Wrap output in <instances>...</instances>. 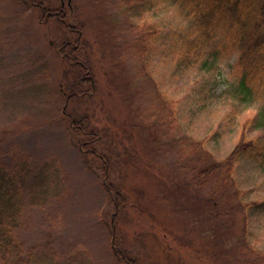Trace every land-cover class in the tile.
Returning <instances> with one entry per match:
<instances>
[{
    "label": "rangeland",
    "instance_id": "374dc122",
    "mask_svg": "<svg viewBox=\"0 0 264 264\" xmlns=\"http://www.w3.org/2000/svg\"><path fill=\"white\" fill-rule=\"evenodd\" d=\"M145 17L168 44L198 19L167 0ZM0 32V158L48 178L25 205L26 249L51 237L59 264H264L249 252L264 257V162L241 159L215 199L191 182L195 140L206 139L198 155L211 162L233 151L249 118V133L264 137V82L254 76L242 89V48L231 38L216 33L215 54L183 64L162 39L144 62L120 0H0ZM85 75L94 89L70 96ZM160 93L175 101L170 133L159 125ZM86 127L100 135L94 145ZM255 200L247 214L238 208Z\"/></svg>",
    "mask_w": 264,
    "mask_h": 264
},
{
    "label": "trees",
    "instance_id": "16d2710c",
    "mask_svg": "<svg viewBox=\"0 0 264 264\" xmlns=\"http://www.w3.org/2000/svg\"><path fill=\"white\" fill-rule=\"evenodd\" d=\"M157 1L120 0L124 14L136 30L135 42L132 44L133 51L141 56L142 61H150L152 55L158 52V48L154 45L155 42H160L162 39L159 46H164L166 52L177 53L180 64L186 63L188 60L192 62L201 60L206 52L210 55L217 52L216 47L209 46L217 33L220 37L228 36L242 48L240 65L245 73L241 82L242 89L247 92L251 91L248 80L254 76H260L264 82V0H167L189 10L198 18L196 28L191 33L188 35L179 33L177 40L171 43L169 41V44L166 36L161 32L160 26L149 22L145 17L146 13L154 8ZM134 18H140V20H134ZM2 43L0 32V45ZM208 46L210 47L209 51H207ZM2 53L0 47V59ZM88 79L86 85L82 84L86 79H79L72 87L70 96L92 91L95 83H92L91 76H88ZM163 95V93L157 95L163 103L159 125L165 133H170L178 127L177 110L175 101ZM261 118L256 124L260 127L264 126V115ZM252 122H254L253 118H249L244 123L236 147L226 158L221 160L204 161L198 152L206 144V139L195 140L190 158L192 164H189L193 171L191 182L195 183L196 181L201 187H209L212 192L210 198H216L223 178L236 172V165L241 159L249 158L264 162V137L252 136L249 133L248 129ZM82 134L85 139L90 137V141L87 143L91 145L100 139L98 134L93 138L94 133L88 127L83 129ZM173 135L175 136V134ZM187 139L194 140L193 137L182 136L178 139L179 144ZM91 152L93 151L91 150ZM22 158L26 160L25 156ZM98 158L103 160L107 167L108 162L104 155H100ZM49 163L52 164V160H49ZM47 180L42 167L35 170L31 164L28 165L23 160L19 164L17 159L12 161L10 158H0V264H59L57 254L52 249L51 237L41 247L26 249V241L20 237L19 231V227L22 229L21 220L26 203L41 194L38 187L47 183ZM109 187L117 192V197L122 196L118 187L114 185H109ZM258 202L257 200L240 202L238 208L247 214L250 208L249 204L257 205ZM212 206L219 207L220 202L216 205L212 201ZM249 247V244H245L240 251L245 250L246 254ZM249 252L255 260L256 258L264 260L259 250L252 248ZM122 257L130 260L127 255ZM68 262L70 264H89L87 258L80 257H75L73 262L71 260Z\"/></svg>",
    "mask_w": 264,
    "mask_h": 264
},
{
    "label": "flooded vegetation",
    "instance_id": "af4514ba",
    "mask_svg": "<svg viewBox=\"0 0 264 264\" xmlns=\"http://www.w3.org/2000/svg\"><path fill=\"white\" fill-rule=\"evenodd\" d=\"M78 31H79V30H78ZM88 76H89V75H85V76L82 78V79H86V80H85V83L82 82V84L86 85V82L89 80V79H88ZM92 83H94L93 78H92ZM78 94H79V93H78Z\"/></svg>",
    "mask_w": 264,
    "mask_h": 264
}]
</instances>
